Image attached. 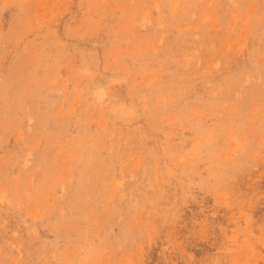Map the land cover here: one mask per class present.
I'll list each match as a JSON object with an SVG mask.
<instances>
[{
    "label": "rangeland",
    "instance_id": "rangeland-1",
    "mask_svg": "<svg viewBox=\"0 0 264 264\" xmlns=\"http://www.w3.org/2000/svg\"><path fill=\"white\" fill-rule=\"evenodd\" d=\"M0 264H264V0H0Z\"/></svg>",
    "mask_w": 264,
    "mask_h": 264
}]
</instances>
